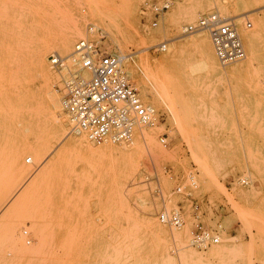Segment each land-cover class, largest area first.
I'll return each mask as SVG.
<instances>
[{"label":"rangeland","instance_id":"1","mask_svg":"<svg viewBox=\"0 0 264 264\" xmlns=\"http://www.w3.org/2000/svg\"><path fill=\"white\" fill-rule=\"evenodd\" d=\"M156 1L161 0H0V264H264V4L245 9L244 0H223V6L217 0H171L159 25L150 27L141 8ZM133 3L134 17L127 21ZM212 6L223 17L252 23L240 31L246 59L218 63L223 75L203 65L200 43L208 33L180 28ZM76 18L83 22L80 37L88 23L104 30L103 44L123 57L126 76L159 114L156 125L136 134L144 151L124 183L119 150L131 143L88 141L93 149L115 150L94 154L72 148L62 154L64 141L78 135L69 132L62 111L68 134L55 139L44 105L35 55ZM247 32L255 41L252 63ZM144 33L153 35L151 45L142 44ZM163 41L165 51H152ZM55 51L46 65L59 103L58 77L48 62ZM164 58L169 61L155 64ZM11 99L18 101L16 108H10ZM144 134L153 140L147 143ZM162 134L166 146L159 141ZM28 156L31 163L25 162ZM167 166L195 173L194 196L219 213L207 221L220 224L218 244L205 250L189 245L187 202L180 229L159 223L155 174L167 205L179 201L164 174ZM239 177L250 183L238 184ZM148 218L166 234L150 232Z\"/></svg>","mask_w":264,"mask_h":264},{"label":"built area","instance_id":"2","mask_svg":"<svg viewBox=\"0 0 264 264\" xmlns=\"http://www.w3.org/2000/svg\"><path fill=\"white\" fill-rule=\"evenodd\" d=\"M170 6L171 0L156 1L144 4L141 13L148 17L150 27H157ZM251 26L248 19L238 23L234 17H223L212 6L193 23L186 25L184 31L206 30L219 65L225 67L245 58L240 31ZM105 36L101 27L88 23L84 35L74 42L69 55L54 52L49 55L48 62L58 77L54 87L59 95L61 110L67 117L69 132L83 135L97 145L130 144L138 132L156 124L159 114L142 99L134 83L126 76L123 57L103 44ZM166 45L165 41L160 42L153 45L152 51L163 52ZM159 141L163 146L167 145L163 134ZM31 161L29 156L26 157V163ZM164 174L173 182L171 194L179 201L172 207L167 205L159 176L155 174L153 191L160 203L156 211L159 223L169 229H180L185 223L184 203L187 202L192 219L189 245L205 250L218 244L220 224L216 221L211 225L207 221L214 220L219 213L208 200L202 201L194 196L198 189L195 173L190 170L178 173L167 166L164 167ZM235 182L245 186L250 180L239 177ZM26 243H29V239Z\"/></svg>","mask_w":264,"mask_h":264},{"label":"bare ground","instance_id":"3","mask_svg":"<svg viewBox=\"0 0 264 264\" xmlns=\"http://www.w3.org/2000/svg\"><path fill=\"white\" fill-rule=\"evenodd\" d=\"M191 1L193 3H199V2L205 3L204 0H191ZM217 3L220 6H223V0H217ZM244 3H246L245 9H248L250 7L253 8V7L260 6V5L264 4V1H262V0H253L251 2V0H244ZM135 8H136V4L133 3L132 9L128 11V14L125 13L126 14L125 17H126L127 21H131L133 19L134 13H135ZM125 17H123V18L125 19ZM192 17L194 18V16L191 15L190 16V20L193 19ZM171 18H172V20L174 22L173 15H172ZM262 23H263V21H262ZM171 24H172V22H171ZM164 28L165 27H163L162 29H164ZM180 28L184 30L185 26L180 27ZM201 31L207 32L206 30H201ZM134 32L136 33L137 31L135 30ZM198 32H200V31H198ZM82 34H83V22L80 19H78V18L73 19L72 20V24L70 26H68L67 28H65V30H63V32L59 34L57 39L54 42H52V46L41 48L40 50H38V52L35 55L36 56V58L34 60L35 61V67L37 69V72H38L40 80L43 82L42 83L43 84L42 88H44V105L46 107L47 114L50 116L51 119H53V122H54V134L53 135H54V138L57 139V140L62 138V137L64 139L67 136L68 133L66 131L65 118L62 116V110H61V107H60V105L58 103L57 97L53 94V92H52V90L50 89V86H49L50 71L47 68L46 59H47V55L53 49H55L60 54H70L72 52V50H73L74 42L77 39H79ZM123 34H126V31L123 32ZM245 36H246V39L248 41V44H249V47H250V50H251L250 58H248L249 62H251V60H253L252 59L253 58V54L255 53V41H254L252 35L249 32H247V34H245ZM138 40H139V38H138ZM152 41H153V35L151 33L150 34L149 33H144L143 36H141V42H142L143 45H146V46L151 45ZM200 50H202V52L204 53V58H201L204 67L213 75H223L224 73L219 68V65H218L216 57L214 55L210 56L208 54L210 50L211 51L213 50L212 46H211V42H210L209 36L206 35V37L201 39ZM212 53H213V51H212ZM245 59H246V57H245ZM123 61H124V59H123ZM167 61H169V59L168 58H164V59H162V61H156L155 64L162 63V62H167ZM129 69H130V73H132L133 72V67L130 66ZM235 72H237V71H233L231 73L234 74ZM52 78H53V76H52ZM141 92L144 95L147 93V91L144 90V89H142ZM11 97H13V96H10V98ZM32 100H34L33 95H32ZM9 102H10V108H12V109L16 108V105L18 104V101L14 100V99H11V100H9ZM143 137H144V139H145V141L147 143L150 140H153L152 137H151V139H149L150 137H149L148 134H144ZM67 141H64V144L62 146V149H61V153L62 154L63 153H67L72 148L82 149V150L87 151L88 153L96 152V154H97V152L106 154V152H108V151L115 150L110 145H105L104 147L99 148V149H93V147L91 148V146L89 145L88 140L83 135H78V137H76V138L69 139V143L68 144H66ZM143 149H144V146L142 144V140L140 138H137V135H136L135 138L133 139V141L131 142V147L123 148L122 150H119L120 155L122 157V162H121V164L118 167L119 168L118 172H119V174L121 175V177L123 179V180H121L122 183H124V181H126L131 176V174L137 169V166H138L137 165V160L141 156V153H143V151H144ZM32 154L34 156H36L37 152L32 151ZM128 216H129V214H128ZM144 225L150 232H152L155 235H164V234H166L165 230L160 226V224L158 222H156L155 220L151 219V218H148V219L144 220ZM197 258H202V256L201 255H197Z\"/></svg>","mask_w":264,"mask_h":264}]
</instances>
